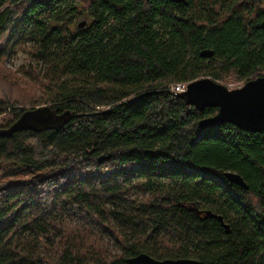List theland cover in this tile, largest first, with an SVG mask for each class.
<instances>
[{
	"label": "trees",
	"instance_id": "trees-1",
	"mask_svg": "<svg viewBox=\"0 0 264 264\" xmlns=\"http://www.w3.org/2000/svg\"><path fill=\"white\" fill-rule=\"evenodd\" d=\"M263 20L264 0H0V58L19 43L32 60L20 96L0 64V129L71 113L0 136V264H264V130L202 129L218 108L171 91L264 76Z\"/></svg>",
	"mask_w": 264,
	"mask_h": 264
},
{
	"label": "water",
	"instance_id": "water-1",
	"mask_svg": "<svg viewBox=\"0 0 264 264\" xmlns=\"http://www.w3.org/2000/svg\"><path fill=\"white\" fill-rule=\"evenodd\" d=\"M182 2L184 0H171ZM264 22V20H263ZM85 20L79 22L81 27ZM202 57H210L213 51L204 49L199 52ZM185 105L198 110L205 107H217L215 115L201 119L202 129L212 128L223 123H232L238 128L249 132L264 130V76H259L244 82L241 86L229 89L211 77H202L188 82L184 91L176 94ZM70 111L57 113L50 105H42L25 109L20 116L7 128L0 129V136H9L21 130L40 131L61 127L70 118ZM224 178L235 185L247 189L243 178L236 172H224ZM205 215L217 219L221 226L229 231V224L224 222L221 215L206 210ZM127 264H202L194 258L155 259L147 253H140L126 259Z\"/></svg>",
	"mask_w": 264,
	"mask_h": 264
},
{
	"label": "rangeland",
	"instance_id": "rangeland-1",
	"mask_svg": "<svg viewBox=\"0 0 264 264\" xmlns=\"http://www.w3.org/2000/svg\"><path fill=\"white\" fill-rule=\"evenodd\" d=\"M83 19L79 20L82 21ZM31 41H27L25 43V47L27 48L30 46ZM24 45V44H23ZM32 60L29 57V54L23 49V46L21 47L19 43L14 44L11 49H9L5 56L0 58V64H3L5 67L11 69L14 72V75L12 76V80L16 81L19 84L14 85L15 91L19 93L20 91H24V89L29 83H26L30 81L31 79L29 76L25 75L24 72L28 69L29 63ZM23 80V81H21ZM243 84V81H235L230 80L227 82L226 86L229 88H234L236 86H240ZM16 96V95H14ZM33 108V107H30ZM221 182V179H219Z\"/></svg>",
	"mask_w": 264,
	"mask_h": 264
},
{
	"label": "built area",
	"instance_id": "built-area-1",
	"mask_svg": "<svg viewBox=\"0 0 264 264\" xmlns=\"http://www.w3.org/2000/svg\"><path fill=\"white\" fill-rule=\"evenodd\" d=\"M186 85H187V83H177V84L171 86V91H172L173 93L177 94V93H179V92L184 91L185 88H186ZM240 86H241V85H240ZM236 87H239V86H236ZM236 87H234V88H236ZM228 88H229V87H228ZM229 89H232V88H229Z\"/></svg>",
	"mask_w": 264,
	"mask_h": 264
},
{
	"label": "bare ground",
	"instance_id": "bare-ground-1",
	"mask_svg": "<svg viewBox=\"0 0 264 264\" xmlns=\"http://www.w3.org/2000/svg\"><path fill=\"white\" fill-rule=\"evenodd\" d=\"M228 87V86H227Z\"/></svg>",
	"mask_w": 264,
	"mask_h": 264
}]
</instances>
